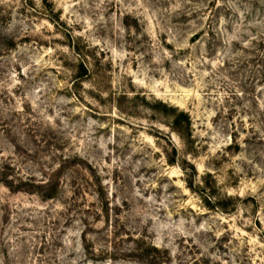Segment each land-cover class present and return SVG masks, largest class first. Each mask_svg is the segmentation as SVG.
<instances>
[{"label": "rangeland", "instance_id": "obj_1", "mask_svg": "<svg viewBox=\"0 0 264 264\" xmlns=\"http://www.w3.org/2000/svg\"><path fill=\"white\" fill-rule=\"evenodd\" d=\"M0 264H264V0H0Z\"/></svg>", "mask_w": 264, "mask_h": 264}, {"label": "trees", "instance_id": "obj_2", "mask_svg": "<svg viewBox=\"0 0 264 264\" xmlns=\"http://www.w3.org/2000/svg\"><path fill=\"white\" fill-rule=\"evenodd\" d=\"M181 115L185 117V119H188L185 113L181 112Z\"/></svg>", "mask_w": 264, "mask_h": 264}]
</instances>
